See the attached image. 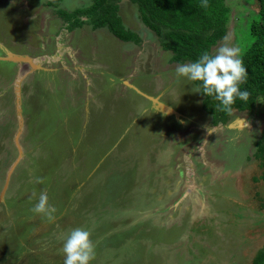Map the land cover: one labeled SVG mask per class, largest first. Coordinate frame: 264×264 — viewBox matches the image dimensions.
<instances>
[{
  "label": "rangeland",
  "instance_id": "1",
  "mask_svg": "<svg viewBox=\"0 0 264 264\" xmlns=\"http://www.w3.org/2000/svg\"><path fill=\"white\" fill-rule=\"evenodd\" d=\"M45 1L0 0V264H63L77 227L91 233L90 264H250L264 244L251 156L264 101L212 126L197 87L177 78L127 0L117 14L137 44L67 30L56 10L90 0ZM224 3L213 55L225 39L245 45L257 10ZM42 190L52 220L32 211Z\"/></svg>",
  "mask_w": 264,
  "mask_h": 264
},
{
  "label": "trees",
  "instance_id": "2",
  "mask_svg": "<svg viewBox=\"0 0 264 264\" xmlns=\"http://www.w3.org/2000/svg\"><path fill=\"white\" fill-rule=\"evenodd\" d=\"M60 1L46 0L45 6L55 8ZM119 1L90 0L84 7L56 10V15L66 23L67 30L83 26H89L91 30L103 28L118 41L137 44L139 37L123 24L117 14ZM127 1L135 8L140 23L155 35L157 45L167 53L169 63H192L205 51L211 54V47L227 31L229 9L224 0H207V7H202L203 0ZM247 1L257 4L256 12L249 16L241 29L246 31H243L245 45L240 49V57L247 70V78L240 85V90L248 91L249 99L245 102L237 98L230 113L220 111L219 102L214 97L204 96L199 82H191L200 88L201 108L210 116L212 126L218 123L226 125L234 113H250L258 100L264 101V0ZM252 147V160L259 170L258 176L252 179L264 185V127ZM250 264H264V244L255 251Z\"/></svg>",
  "mask_w": 264,
  "mask_h": 264
},
{
  "label": "clouds",
  "instance_id": "3",
  "mask_svg": "<svg viewBox=\"0 0 264 264\" xmlns=\"http://www.w3.org/2000/svg\"><path fill=\"white\" fill-rule=\"evenodd\" d=\"M207 6V0H203L202 7ZM175 73L178 79L199 82L203 95L214 97L219 102L220 111L230 113L237 98L245 102L249 99V92L240 90V85L245 83L247 78L240 50L229 46L227 39L215 50L214 55L205 51L197 61L177 65ZM199 91L200 88H197V92ZM32 211L47 217L48 220L54 219L56 209L49 204L46 191H41ZM62 253L63 264H90L95 257V246L90 231L81 227L72 229L63 238Z\"/></svg>",
  "mask_w": 264,
  "mask_h": 264
},
{
  "label": "crops",
  "instance_id": "4",
  "mask_svg": "<svg viewBox=\"0 0 264 264\" xmlns=\"http://www.w3.org/2000/svg\"><path fill=\"white\" fill-rule=\"evenodd\" d=\"M107 63H109V62H107ZM109 64H110V63H109ZM109 64H107V66H108ZM112 70H113V68H112ZM113 71H114V70H113ZM114 77H115V76H113V78H114ZM116 77H117V76H116ZM113 78H112V79H113ZM114 79H115V78H114Z\"/></svg>",
  "mask_w": 264,
  "mask_h": 264
},
{
  "label": "water",
  "instance_id": "5",
  "mask_svg": "<svg viewBox=\"0 0 264 264\" xmlns=\"http://www.w3.org/2000/svg\"><path fill=\"white\" fill-rule=\"evenodd\" d=\"M227 126H228V124H227Z\"/></svg>",
  "mask_w": 264,
  "mask_h": 264
}]
</instances>
